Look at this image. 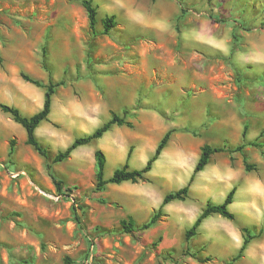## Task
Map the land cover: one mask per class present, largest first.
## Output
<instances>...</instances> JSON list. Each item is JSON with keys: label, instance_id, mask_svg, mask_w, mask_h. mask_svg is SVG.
Masks as SVG:
<instances>
[{"label": "rangeland", "instance_id": "1", "mask_svg": "<svg viewBox=\"0 0 264 264\" xmlns=\"http://www.w3.org/2000/svg\"><path fill=\"white\" fill-rule=\"evenodd\" d=\"M90 1L94 34L81 0H0V104L32 116L45 89L23 77L43 86L62 83L35 130L48 163L112 112L127 110L132 124L113 126L51 164L63 184L59 194L47 162L25 144L23 128L0 111V264H228L241 247V229L256 234L240 206L229 207L233 220L207 217L188 242L184 233L207 203L221 204L232 188L236 203L260 198L264 0ZM109 17L115 27L104 35L101 20ZM245 124L244 141L259 146L220 153L231 177L211 175L210 166L194 176L184 201L162 208L151 228L122 230V220L139 227L166 194L188 184L202 146L241 145ZM168 131L144 181L95 191V151L106 156L108 179L125 163L130 170L144 167ZM245 162L255 170L246 172ZM250 243L231 264H264V248L247 250Z\"/></svg>", "mask_w": 264, "mask_h": 264}, {"label": "trees", "instance_id": "2", "mask_svg": "<svg viewBox=\"0 0 264 264\" xmlns=\"http://www.w3.org/2000/svg\"><path fill=\"white\" fill-rule=\"evenodd\" d=\"M81 6L86 12L89 29L94 34L96 31V24H97L96 8L92 5V2L90 0H81ZM101 25L103 27V34L108 35L111 29L115 27L114 18L109 17V18L102 19ZM23 79L26 82H29L35 85L36 87H44L45 91H44V99H43L42 108L38 112H36L35 114L29 117L23 116L17 108L7 106L4 104H0V111L4 114L9 115L11 120L14 123L20 125L23 128V130L25 131V138H26L25 144L30 146L40 157H42L47 162L45 165L47 174L50 177L56 191L59 194H62L63 184L60 180H57L55 178L54 172L52 171V168H51V164L61 163L67 158H69L72 152H74L77 148L88 145L93 141L101 139L103 135L106 132H108L113 126H118V127L126 126L128 128H132V124L125 120L126 115H128V111L124 110L122 112V115L112 112L110 115V118L106 122H104L101 126L96 128L90 134L75 138L72 141V143L64 151H59L56 155L53 156V158L51 159V163H48V161L50 160L49 151L47 148L43 147L39 143V141L37 140L35 136V130L42 122L47 120L48 115L50 113V109H51L52 96L55 94V89L58 86L62 85V83L55 84L49 81V83L46 86H43L40 82L32 80L30 78L23 77ZM246 132H247V125L245 124L243 127L242 134H241L243 141L246 138ZM171 133H172L171 131H168L163 135V137L160 139L159 143L157 144L153 155L147 160L144 167H142L139 170H130L127 163H125L121 167L114 170V172L108 179L104 178L106 156L100 150L95 151L94 152V160H95L94 189L95 191H98V192L103 191L105 187L107 186V184L119 185L123 182H130L132 184H136L140 181H144L145 175L151 171L154 162L159 158L162 151L166 147ZM263 133L264 132H262V134ZM247 145H250L253 147L259 146L256 144V142H245V141L241 145L235 147L233 150L225 148V147H211L209 145L202 146L200 149L198 160L194 166L193 173L189 179L188 184L185 187L175 192L166 194L162 198L159 209L151 215V217L149 218L147 222L141 224L139 227L133 224L131 218H127V220H122L120 222V226L122 230L127 234H131L135 231H145L151 228L163 216L162 208L165 205L175 200L184 201L186 199V197L188 196L189 186L192 183L194 176L197 173L203 171V169L209 163L211 155L216 154V153H222V152H227V153L240 152ZM14 147H15V140H11L9 142V151H8L9 156H12L14 152ZM244 170L246 172L253 171L255 170V166L249 165L245 162ZM234 194H235V188H232L228 192L224 201L221 204L214 205L212 203H207L204 209L195 219L193 225L185 231L184 233L185 241L188 242L192 237H194L201 223L207 217L211 215H218L224 219L233 220L234 215L229 212L228 206L232 203ZM75 219L76 221H79V218L77 215L75 216ZM241 233L243 235L241 247L239 248V251L236 254V256L233 257L228 264H231L242 257L243 252L245 251L247 245L250 243L251 239H253L254 237V235L252 234V231L249 228H242Z\"/></svg>", "mask_w": 264, "mask_h": 264}, {"label": "crops", "instance_id": "3", "mask_svg": "<svg viewBox=\"0 0 264 264\" xmlns=\"http://www.w3.org/2000/svg\"><path fill=\"white\" fill-rule=\"evenodd\" d=\"M182 148V146H179ZM216 155V156H215ZM215 157H218L217 159H214ZM212 163H214V166H212ZM211 168V175H217L220 177V175L231 177L232 171L229 168L228 161L224 156H220V153H216L211 155L209 163L207 166L203 169V173L208 171L209 167ZM201 173V172H200ZM258 195L260 198L253 199L252 201H241V202H235L234 198L232 203L228 206L231 208V206H240L242 211L244 212V215L249 218L250 220V228H252L253 235L255 236L250 243L247 250H250L252 248L256 249H263L264 248V181L261 184H257ZM235 204V205H234ZM237 204V205H236ZM242 244V239H240L239 243L237 244V248H239Z\"/></svg>", "mask_w": 264, "mask_h": 264}]
</instances>
